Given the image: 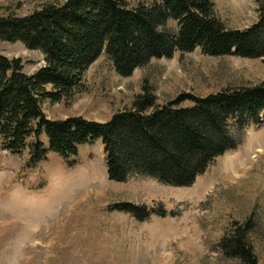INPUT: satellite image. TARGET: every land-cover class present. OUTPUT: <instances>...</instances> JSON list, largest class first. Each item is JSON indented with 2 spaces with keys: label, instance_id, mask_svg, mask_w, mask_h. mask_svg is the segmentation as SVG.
<instances>
[{
  "label": "rangeland",
  "instance_id": "1",
  "mask_svg": "<svg viewBox=\"0 0 264 264\" xmlns=\"http://www.w3.org/2000/svg\"><path fill=\"white\" fill-rule=\"evenodd\" d=\"M63 1L0 0V18L26 17L43 4ZM213 1L228 29L243 31L258 21L257 0ZM0 55L20 59L28 75L43 66L42 55L21 43H0ZM143 80L162 106L182 95L206 97L256 85L264 81V58L209 57L196 48L175 52L170 60L153 59L125 78L102 54L84 75L86 91L69 102H44L43 113L51 121L106 123L130 108ZM238 138L236 149L216 159L192 186L180 188L139 176L109 181L100 140L80 146L74 166L50 153L31 167L27 152L16 156L0 144V264H236L217 250L218 242L250 218L256 224L254 253L264 264V124L245 128ZM39 140L47 146L44 134ZM123 205L167 215L140 221L119 211Z\"/></svg>",
  "mask_w": 264,
  "mask_h": 264
},
{
  "label": "trees",
  "instance_id": "2",
  "mask_svg": "<svg viewBox=\"0 0 264 264\" xmlns=\"http://www.w3.org/2000/svg\"><path fill=\"white\" fill-rule=\"evenodd\" d=\"M64 0L46 3L31 15L0 18V43H21L43 57L28 75L20 59L0 55V144L35 166L55 154L74 166L78 148L100 140L109 181L144 177L165 186L190 187L218 158L239 145L238 136L264 124V81L228 88L206 97L182 95L166 105L143 80L129 109L106 123L68 118L48 120L43 103L71 101L84 93L87 69L104 54L121 77L151 60L200 48L209 57L264 58V0L258 21L228 29L213 0ZM173 23V26H170ZM189 101V107L181 103ZM44 134L47 146L39 139ZM119 211L146 220L167 215L123 205ZM172 213L171 216H175ZM253 218L233 225L218 242L219 252L236 264H259L251 236Z\"/></svg>",
  "mask_w": 264,
  "mask_h": 264
}]
</instances>
